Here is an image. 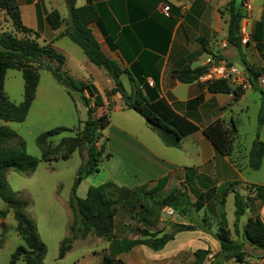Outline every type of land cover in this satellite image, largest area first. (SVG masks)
Segmentation results:
<instances>
[{
  "label": "crops",
  "instance_id": "obj_1",
  "mask_svg": "<svg viewBox=\"0 0 264 264\" xmlns=\"http://www.w3.org/2000/svg\"><path fill=\"white\" fill-rule=\"evenodd\" d=\"M43 1L46 0H23V5L17 1L22 23L39 33L38 42L41 40L42 43L51 45L64 56L62 67L67 73L74 79L90 82L95 87V95L103 102L97 109L109 113L111 107L126 113L125 121L117 126L109 125V121L105 127L107 144L106 147L103 144V150L105 157L110 158V176L113 182L132 189L149 187V191L158 192L176 178L183 177L185 180L187 177L188 180L191 179L190 188L192 186L193 191L202 194L212 193L215 187L229 182L233 185L243 182L251 187L264 186L263 181L251 182L241 175V171L248 167L247 153L252 142L256 141L253 139L255 134L246 146L238 147L235 144L237 130L234 151L228 157L219 154L203 133V128L215 119L223 120L226 126H230L233 121L236 129L244 119L248 120L247 97L250 94H258L252 97V101L256 102V118L260 108L261 93L251 89L243 67L236 65V61L239 62L237 51L226 41L228 13L225 8L230 0H91L93 3L104 2L117 25L115 28L114 24L108 21V27L103 23V30L96 22L89 25L104 54L131 73V65L146 57L142 65L143 71L145 70V82L149 89L155 87L157 92V96L152 97L154 92L151 91V109L157 117L183 133L178 148L165 145L145 119L140 120L133 116L130 111L134 110L126 108L119 92L107 97L106 93L114 88L115 84L106 71L101 72L84 54V58H78L75 54L72 56L58 44L66 37L55 38L64 29V25L57 29H51L49 25L46 27V14L49 10L58 9L52 7L53 5H50V9H45ZM87 2L88 0H81L80 6ZM128 3L135 7L129 8ZM161 3H167L172 8L170 17L160 13ZM38 6L41 9L39 17ZM137 8L146 12L153 23L147 22L145 26L134 28V25L142 22L130 19V16L136 15ZM0 13L5 15L3 11ZM243 13L240 32L241 36L247 37V42L242 44V51L252 65L264 67V0H243ZM5 17L8 20L6 15ZM61 18L66 19L62 16ZM69 57L71 64L68 65ZM217 59L219 61H216ZM185 65L191 68L207 65L208 71L193 82L183 83L174 78L171 71ZM221 67H234L240 71L243 93L238 98L234 99L231 92L211 93L201 85L208 79L219 78L214 69ZM134 79H129L127 71L119 76L123 91L130 93L137 85L142 88ZM228 80L230 82V77ZM258 85L264 95V83L259 81ZM142 90L145 93L144 89ZM263 138L264 123L258 132V139L264 142ZM263 163L264 153L261 165ZM162 178H166V181L163 186H158L157 182ZM197 180L198 185L194 183ZM85 190L87 191L86 187L83 197ZM249 191L242 194L249 199L248 208L250 207L251 212L247 219L259 216L264 223L263 203L258 197H254L256 191L253 187ZM253 199H259L261 202L257 211L252 209ZM206 204L207 198L205 202L197 203V206L200 211H204ZM217 218L212 216L210 220L216 222ZM239 220L242 234L243 228ZM226 221L229 225L227 217ZM230 222L233 224L234 218ZM192 231L198 232V229ZM212 243L216 253L219 250L218 243L215 239ZM250 249L257 253H248L249 256L244 262L239 263L231 259L224 264H255L258 258L264 256V251L252 246Z\"/></svg>",
  "mask_w": 264,
  "mask_h": 264
},
{
  "label": "trees",
  "instance_id": "obj_2",
  "mask_svg": "<svg viewBox=\"0 0 264 264\" xmlns=\"http://www.w3.org/2000/svg\"><path fill=\"white\" fill-rule=\"evenodd\" d=\"M75 3L76 0H68V18L65 20L61 18L56 9L46 14L45 20L51 29H57L64 25V29L55 38L66 36L77 44L88 61L104 69L114 81L115 87L106 93L107 97L119 92L126 108L140 114L165 145L178 148L183 133L157 117L151 109V91L154 92L152 97H156L157 92L155 87L149 89L148 84L145 82V70L143 71L142 65L146 57H142V61L140 60L138 63L131 65L130 68H132L133 74L129 70L121 68L116 60L104 54L89 26L90 23L96 22L103 30V23L108 27L107 22L111 21L117 28L106 4L104 2L93 3L91 0H88L82 6H76ZM131 6L133 5L128 3V7L130 8ZM136 10V15L134 17L130 16V19L133 20L134 18L138 21L142 20V22L134 25V28L145 26L147 22L153 23L146 12L138 8ZM225 10L228 13L227 44L237 51L239 62L247 75L251 89L261 93L256 125V137H258L259 129L264 123V95L258 85V78H264V67L252 65L247 61L242 51L240 29L244 16L243 0H230ZM0 11H3L11 21L14 31L22 34L20 37L12 31L4 30L0 32V120L22 122L26 118L35 98L39 81L38 70L43 67V58L57 61V65L49 69L50 72L58 82L63 83L67 87L68 91L78 92L82 103L87 108V117L83 121V128L74 136L62 137L58 145H51V139L54 136L71 131V128L57 126L41 132L36 138V143L41 153L40 159L47 162L66 159L81 146L86 150V160L77 170L71 187V196L68 200L72 219L68 227L69 235L60 242L58 258H62L70 248L72 241L77 237L85 238L92 233L97 237L111 238L117 207L135 191L132 188L120 186L113 181H105L98 185L88 186L84 197L76 195V189L80 181L99 171V164L104 150L103 145H98V142L102 135V130L109 124V113L103 111L95 116L97 107L103 104L102 99L95 95V87L90 82L78 81L67 72L61 71V67L64 64V56L51 45L40 44L37 41L39 38L38 32L22 23L20 9L16 0H0ZM30 35H33V37H30ZM218 57L220 59V56ZM216 61L219 60L217 59ZM8 69L20 71L23 79V100L19 103L10 101L4 90V80ZM125 71H127L130 80L133 81L136 77L137 83L142 88L137 85L130 93L120 89L117 86L120 82L119 76ZM207 71V65L194 68L185 65L173 69L171 74L180 82L190 83L197 80L200 75ZM201 85L205 86L206 90L211 93L231 92L234 99L243 93L242 85L232 87L226 78L208 79ZM142 89H144L145 93H143ZM236 131L233 121L230 126H226L221 119H215L203 128L204 135L210 140L216 151L228 157L233 152ZM263 153L264 142L259 139L253 141L247 153V166L252 170L259 169ZM40 159L25 152L24 141L15 131L7 126H0V198L8 208H11L16 232L23 241V244L17 246L12 252L9 264H15L20 258L24 261V264H45L46 246L39 239L34 222L24 212L27 205L26 201L15 197L5 181V173L8 170L21 173L32 172L37 167ZM165 181L166 178L160 179L157 182L158 186H163ZM252 187L256 191L255 195L264 206V186L253 185ZM232 192L234 205L233 228L237 232L238 220L248 209L249 199L235 189ZM194 196L196 200L192 201L191 196L184 188H176L164 196L159 201V204L171 207L179 214L186 215L192 219L193 214L199 210V207L197 205L195 207L194 203L198 202L201 193L194 192ZM193 222L192 220L187 224H176L174 232L163 233L160 236L145 229L141 230L140 238L122 240V246L124 250H128L135 245H143L152 251H159L173 239L175 232L197 229L209 232L210 226L205 218H201L195 224ZM212 235L218 243L219 250L212 255V259L207 264H224L231 259L239 263L244 262L249 256L244 249V241L254 249L264 251V223L259 216L247 219L242 232L244 241L233 239L230 230L223 225L217 231L212 232ZM1 244L2 241L0 240V247ZM195 253L198 255L199 262L192 264H202V261L208 255L207 250H198ZM110 261L111 258L105 257L100 264H110Z\"/></svg>",
  "mask_w": 264,
  "mask_h": 264
},
{
  "label": "rangeland",
  "instance_id": "obj_3",
  "mask_svg": "<svg viewBox=\"0 0 264 264\" xmlns=\"http://www.w3.org/2000/svg\"><path fill=\"white\" fill-rule=\"evenodd\" d=\"M17 1L20 5H23V0ZM80 3L81 0H78L75 5L80 6ZM50 5L57 8L63 18H68V6L65 0L43 1L45 9H50ZM40 10L39 8L38 17L41 15ZM45 24L47 27V22ZM0 29L1 31H12L17 36H22V34L14 31L11 21L7 20L3 13H0ZM42 31H44L43 28ZM30 37H33V35H30ZM39 41L40 44H45L41 40ZM58 44L63 49L69 51L72 56L75 54L78 58H84L81 48L67 37L61 39ZM42 61L43 67L38 70L39 81L35 98L26 118L22 122L0 120V126L9 127L24 141L25 152L38 159H40L41 153L37 146L36 138L41 132L57 126L71 128L70 132H63L51 139V145L55 146L59 144L62 137L74 136L79 132L83 128V121L87 117V108L82 103L79 93L72 90L68 91L67 87L63 83L58 82L50 72L49 69L55 67L57 61L47 58H43ZM69 64H71L70 57ZM236 65L242 66L238 61H236ZM100 70L101 72H105L102 68ZM61 71L66 72V69L64 70V67H61ZM240 76L235 81L230 78L232 87L243 81ZM237 81L240 82L236 83ZM261 84L263 83L261 82ZM4 90L10 101L19 103L23 100V79L20 71L16 69H9L7 71L4 80ZM254 95L258 96L256 93ZM254 95L250 94L247 97L249 103L247 116L249 119H244L237 127L238 132L235 144L238 147L246 146L254 134L253 139H258L256 137L255 125V119H257L256 102L252 101ZM91 101L93 102L92 98ZM101 111L102 109L100 108L96 109L95 116L101 114ZM130 112L136 118L144 120L137 112ZM125 114L110 107L109 125L117 126L122 121H125ZM106 136L107 128L102 131V137L99 138L98 145L104 144L106 147ZM109 159V157H105L104 152L99 164V171L82 180L76 193L77 196L83 197L85 187L87 189L90 185L112 181ZM85 160L86 150L81 146L66 159H57L50 162L40 159L37 167L32 172L21 173L8 170L5 173V181L8 188L15 197L26 201L27 205L24 212L34 222L37 235L46 246L44 255L45 264H100L105 257L111 258L110 264H192L199 262L198 255L195 253L198 250L208 251V255L202 261V264H207L212 259L215 251L214 243H212L214 240L212 232L217 231L221 225L230 230L232 238L244 241L243 235L240 234L239 225H237V232H235L233 224L230 222L234 218L232 190L235 189L240 194L249 193V190L252 188L251 185H245L243 182L234 185L231 182L222 183L220 186L212 189V193H201L200 199L194 205L196 207L197 203H203L207 198L206 209L204 211H196L192 219L186 215L179 214L171 207L173 215L168 216L165 212V206L159 204V201L174 189L184 188L192 200H196L194 192L198 191H193L191 189L192 186L190 188L191 184H189V181L191 179L188 180L189 178L187 179L186 177L184 180L183 177H180L169 183L162 191L151 192L148 190L149 187L134 189L135 192L117 207L111 238L97 237L92 233L88 234L85 238L77 237L72 241L70 248L65 252L64 256L58 258L60 242L69 235L68 227L72 219L68 206L72 183L76 177L78 168L84 164ZM241 175L251 182H264V163L257 170L247 167L241 171ZM194 183L198 185V180ZM253 201L251 202L253 203L252 209L257 211L261 202L259 199H253ZM250 212L251 209L249 207L240 217L241 228H243V224L250 215ZM212 216L218 217L216 222L210 220ZM226 217L229 225L227 224ZM201 218L207 220L210 226L209 232L202 230H198V232L192 230L175 232L173 239L166 243L159 251L154 252L142 245H135L128 250H124L122 246V240H136L140 238L141 230L145 229L160 236L163 233L174 232L176 224H187L192 220L194 221L193 224H195ZM0 240L2 241L0 264H9L12 252L17 246L22 245L23 241L16 232L11 208H8L1 198ZM244 249L248 253H257L252 252L250 245L245 241ZM15 264H24V261L20 258Z\"/></svg>",
  "mask_w": 264,
  "mask_h": 264
},
{
  "label": "built area",
  "instance_id": "obj_4",
  "mask_svg": "<svg viewBox=\"0 0 264 264\" xmlns=\"http://www.w3.org/2000/svg\"><path fill=\"white\" fill-rule=\"evenodd\" d=\"M159 10L163 16H165V17L171 16V7L169 4L161 3L159 6ZM246 42H247V37L242 35L241 36V43L245 44ZM214 71H215V74L219 76V78L229 79V77H230V78H233L234 81L237 80V78H239V76H240V71L234 67H230L228 69L226 67H221V68L214 69ZM259 79H261L260 81L262 83H264L263 77H259L258 80ZM237 82H239V81H237ZM238 85H242V84L240 83ZM165 212L168 216L173 215V210L168 206H165ZM232 260H234V259H232ZM255 264H264V257L258 258Z\"/></svg>",
  "mask_w": 264,
  "mask_h": 264
},
{
  "label": "water",
  "instance_id": "obj_5",
  "mask_svg": "<svg viewBox=\"0 0 264 264\" xmlns=\"http://www.w3.org/2000/svg\"><path fill=\"white\" fill-rule=\"evenodd\" d=\"M65 2L68 3V0H65ZM117 86H118L120 89L123 90V88H122V84H121L120 82L117 84Z\"/></svg>",
  "mask_w": 264,
  "mask_h": 264
}]
</instances>
